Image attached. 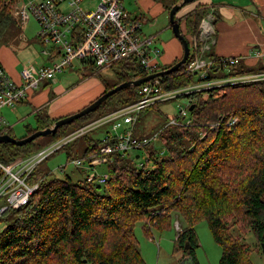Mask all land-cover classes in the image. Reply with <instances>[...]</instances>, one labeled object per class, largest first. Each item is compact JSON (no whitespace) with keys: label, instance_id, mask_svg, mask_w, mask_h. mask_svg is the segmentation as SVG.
<instances>
[{"label":"trees","instance_id":"1","mask_svg":"<svg viewBox=\"0 0 264 264\" xmlns=\"http://www.w3.org/2000/svg\"><path fill=\"white\" fill-rule=\"evenodd\" d=\"M16 1L0 0V44L15 25L10 13ZM180 1L172 0L167 12ZM184 7L175 19L192 49L207 11L197 7L181 20L178 15ZM181 57L167 66L158 65L154 73L169 69ZM207 57L218 62L213 46ZM192 59L175 73L160 78L163 92L194 84V76L188 71ZM218 71L216 68L212 73L222 76ZM109 72L114 83L99 79L104 87L102 94L148 75L133 59L115 63ZM252 72H264V67L246 71L240 62L227 76ZM88 77L84 75L82 80ZM209 78L214 77L209 73ZM138 90L132 86L123 89L95 111L57 128L52 134L55 142L136 102ZM188 98L194 106L188 112L190 124L173 125L168 120L156 134L161 147L149 143L139 150L146 156L142 164L136 161L139 152L131 157L112 152L105 165L108 179L104 184L87 180L75 183L68 177L47 180L33 171L28 184L38 182L36 192L26 205L18 210L8 209L0 216V223L4 222L0 231V264H145L134 235L136 224L143 223L150 237L151 227L165 229L172 218L180 223L175 251L186 253L192 264H198L193 256V249L198 247L194 227L201 221L206 222L221 249L219 264H251L249 249L233 236L231 226L242 235L250 231L258 242H264V81L222 87ZM226 116H236L238 124L230 131L212 128ZM34 119L36 127H28L25 137L51 127L61 118L50 119L40 111ZM10 132L7 134L12 136ZM92 133L89 130L73 140L84 141L80 160L118 144L111 134L105 140L92 138ZM36 152L34 141L21 147L1 144L0 163L11 166Z\"/></svg>","mask_w":264,"mask_h":264},{"label":"built area","instance_id":"2","mask_svg":"<svg viewBox=\"0 0 264 264\" xmlns=\"http://www.w3.org/2000/svg\"><path fill=\"white\" fill-rule=\"evenodd\" d=\"M82 2L83 0H19L15 6L14 16L22 30L30 18L36 21V38L42 47L41 54L48 64L40 66L35 73L26 68L21 69L18 82L0 65V136L10 130L2 114L4 109L15 110L19 104L26 102L29 94L37 90L43 80L52 82L57 74L71 67L73 62L80 63L83 69L93 67V75L107 71L115 63L127 59L135 60L148 74L154 73L158 67L160 49L156 47L153 37L140 36V24L126 12L123 0H98L94 10H83ZM212 35V21L206 16L199 25L197 38L193 39L188 59L193 57L188 71L197 78L195 85L163 92L162 80L156 78L139 86V98L136 102L96 121H101L97 127L110 125V134L116 138L118 144L114 149L111 145L101 148L97 156L72 161L73 166L93 172L87 176L88 182L95 181L101 185L107 181V174H99L95 169L105 166L110 160L108 155L112 152L131 157L133 152H139L151 143V138L133 137L134 123L143 109L158 103L175 101L179 114L172 119L171 124L189 125L191 101L184 105L179 104L183 97L227 86L264 81V72L227 76L230 69L241 62L236 56L218 57V62H215L204 55L203 52L209 48L207 46L203 47L205 49L200 48V56H195L198 49L196 40L205 44L212 39ZM259 56L264 57V48L256 52L255 58ZM216 68L219 70L217 73L222 76L212 73ZM209 73L214 78H209ZM237 124L236 116H226L221 117L212 128L224 127L230 131ZM88 126L11 166L0 163V216L8 209L18 210L27 204L39 187L38 182L28 184V179L38 164L70 140L92 129ZM123 126L126 127L122 130ZM108 136L105 135L104 139Z\"/></svg>","mask_w":264,"mask_h":264},{"label":"rangeland","instance_id":"3","mask_svg":"<svg viewBox=\"0 0 264 264\" xmlns=\"http://www.w3.org/2000/svg\"><path fill=\"white\" fill-rule=\"evenodd\" d=\"M219 2H228L234 4L237 0H216ZM242 4L248 7L250 4L249 0H240ZM19 0L13 3L11 9V18L14 22V26L6 34L5 38L0 44V50L3 49L4 54L9 59V65L12 63V68L19 72L21 69H29L32 73H35L36 69L40 66L46 65L48 62L41 54V44L36 38L38 26L33 18H30L22 30L19 26V22L14 16V9ZM98 0H83L81 8L83 10H94ZM126 11L131 12L132 10L126 7V2L123 0ZM168 1V5H169ZM147 26H144V32L147 33ZM168 34L173 36L170 27L167 29ZM167 36L159 34L157 41H166ZM200 41H198L199 43ZM157 43V42H156ZM160 47V46H159ZM206 48V47H205ZM203 48V49H205ZM161 49V47H160ZM200 50V47H198ZM209 52L205 50L203 53L207 56ZM201 53L195 56H200ZM232 57V56H224ZM243 60V58H241ZM158 63L161 64L160 59ZM1 65V64H0ZM241 65L244 70L257 71L263 68L264 61L259 59L253 63H247L241 61ZM94 72L93 67L84 68L78 62H73L72 66L67 68L63 73L57 74L52 82L43 80L40 86L35 90L34 95L41 94L44 92L46 104L38 111L40 112H75L81 109L84 105L90 103L97 97L100 96V92L103 87H99L97 82L99 79L106 80L109 84H113L114 80L109 70L103 71L100 77L92 75ZM84 75H88L87 79H83ZM194 83L197 82V78H194ZM195 85V84H193ZM192 86V85H191ZM201 93H194V96L201 97ZM99 95V96H98ZM193 95V94H192ZM190 95V96H192ZM188 96V97H190ZM183 97L185 99L180 100L178 103L184 105V103L191 101V98ZM205 97V96H204ZM127 106V105H126ZM124 106V107H126ZM124 107H121L124 108ZM31 106H26L24 111H17L11 113V110L4 109L2 112L7 121L8 126L12 127L11 135L16 139H21L26 134V129L35 128L36 122L32 112ZM10 111V112H9ZM116 111V110H115ZM179 114L177 110V103L175 101H166L158 103L154 107L143 109L139 112L137 120L134 123L133 137L136 139L151 138V143L159 146L156 134L164 127L168 120H172ZM189 117V113H188ZM101 121L92 123L88 128H92V138H102L105 130L108 128V124L97 127ZM86 127V126H85ZM126 126H123L122 130ZM84 128V127H83ZM81 130V129H80ZM57 142V141H56ZM55 144V138L50 135L46 137H39L34 140V147L37 152L51 147ZM161 149V148H160ZM84 141L73 139L69 141L64 149H57L47 156L45 160L40 162L35 168V173L40 176H46L47 180L54 178H70L73 182H83L86 180L88 175H92L93 172L83 168L73 166L72 161L80 160L83 157ZM140 158L137 159L138 163H144L146 156L143 152L139 151ZM137 153L133 152L131 156H135ZM70 156V160L67 159ZM99 174L105 171V166L101 165L95 169ZM178 220V219H177ZM172 218L171 224L162 230H158L155 227L150 229V237L146 235L144 231L143 223H138L134 229V235L138 241V252L143 259L145 264H180L183 260H188L186 253L183 251H175V241L177 233L180 231L179 222ZM4 227V222L0 223V231ZM233 236L240 238V243L245 244L249 249V259L251 264H264V252L262 245L264 242H258L252 232L243 233L238 231L234 226H231ZM194 231L198 241V247L193 249V256L195 257L198 264H219L221 257V249L213 240V237L209 231V228L205 221L198 222ZM186 263V264H187ZM184 264V263H183Z\"/></svg>","mask_w":264,"mask_h":264},{"label":"crops","instance_id":"4","mask_svg":"<svg viewBox=\"0 0 264 264\" xmlns=\"http://www.w3.org/2000/svg\"><path fill=\"white\" fill-rule=\"evenodd\" d=\"M168 1L170 3L169 5ZM249 1L250 4H248L247 7L242 4L240 0L234 2L233 5L228 2L225 3L216 0H198L195 3L185 6L178 16H181L180 18L183 20L185 16L192 13L197 7L204 8L207 11L206 16L211 18L213 35L212 39L210 41L208 40L205 44L199 42L200 48L207 46L210 49V46H213V52L217 57L236 56L240 58L241 61L247 63H253L259 59L264 61L263 56L255 58L256 52L264 48V0ZM125 2L126 7L132 10L131 12H126L132 19L140 24V36L153 37L156 47L159 49L161 47L159 58L161 64L159 65L167 66L179 59L183 54L182 46L174 36L167 32L169 21L166 8L171 6L172 0H125ZM144 26H147V33L143 31ZM159 34L164 35L165 37L167 36L166 41L158 43L157 37ZM241 58H243V60ZM0 64L5 68L13 80L17 82L19 81L20 71H15V69L12 68V63L9 65V59L7 55L4 54L3 49L0 50ZM93 74L94 73H92V75ZM97 83L99 84V87H103L100 82ZM34 92L35 91H32L29 94L26 102L19 104L15 110H11V113H15L17 109H19L18 111L22 110L23 112L26 106H31L32 112L30 113H32V116L34 117L47 102L45 101L44 92L36 95H34ZM103 92L104 87L102 88L100 95ZM88 104L84 105L82 108ZM79 110L75 112L43 113H45L50 119H57L74 114ZM11 130L12 127H10V131ZM109 134L110 126L105 130L103 137ZM25 136L26 134L22 138ZM187 262L188 260L185 259L180 264H186ZM190 262L191 263L187 264H192L191 260Z\"/></svg>","mask_w":264,"mask_h":264},{"label":"water","instance_id":"5","mask_svg":"<svg viewBox=\"0 0 264 264\" xmlns=\"http://www.w3.org/2000/svg\"><path fill=\"white\" fill-rule=\"evenodd\" d=\"M194 1H196V0H181L179 3L173 5L168 12L169 27L173 33V36L181 44L182 50H183V54H182L181 59L177 63L172 65L169 69L161 70V71H158V72H155L152 74H148L147 76L140 78L138 80L121 83V84L115 86L114 88H112L111 90L100 95L96 100H94L92 103L85 106L84 108H82L78 112L71 114L69 116H66L64 118H61V119L57 120L51 127H48L44 130H38V131L34 132L33 134L25 137V138L16 139L13 136H10L8 134L1 135L0 136V145L1 144H12L14 146L21 147V146H24L30 142H33L34 140H36L39 137L50 136V135L55 133L57 128H59L63 125L70 124V123L74 122L75 120H77L83 116H86L89 113L95 111L109 97L118 93L119 91L126 89V88H129L130 86L138 88L142 84H145L151 80L167 76L171 73H175L181 66H184L186 64V62L189 59V55H190V48H189L188 43L185 40L183 34L181 33L179 21L175 19V15L186 4H190ZM193 109H194V106H191L189 108V111L191 112ZM188 248L189 247L186 246L185 250H187ZM262 250L264 252V244L262 245ZM83 263H85V261H83Z\"/></svg>","mask_w":264,"mask_h":264}]
</instances>
